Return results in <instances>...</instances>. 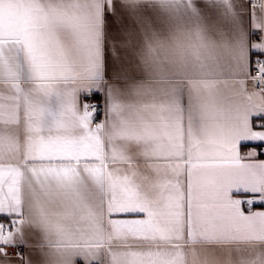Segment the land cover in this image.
Here are the masks:
<instances>
[{
	"label": "snow or ice",
	"instance_id": "obj_1",
	"mask_svg": "<svg viewBox=\"0 0 264 264\" xmlns=\"http://www.w3.org/2000/svg\"><path fill=\"white\" fill-rule=\"evenodd\" d=\"M247 4L244 48L205 39L196 0H0V264H183L181 243L264 264V159H241L264 137L231 138L264 130ZM172 30L197 39L175 54Z\"/></svg>",
	"mask_w": 264,
	"mask_h": 264
},
{
	"label": "crops",
	"instance_id": "obj_2",
	"mask_svg": "<svg viewBox=\"0 0 264 264\" xmlns=\"http://www.w3.org/2000/svg\"><path fill=\"white\" fill-rule=\"evenodd\" d=\"M228 3L231 5L238 19L243 21V30L234 26L232 17L226 14V8L212 7L208 9L205 0H196L198 7L201 5L205 6L206 34L211 41L219 42L227 40L229 43L240 42L244 48H247L249 41L244 34L248 29L247 0H228ZM256 15L258 18L264 16L261 8L256 7ZM190 37V42H195L197 39L194 33ZM251 43L255 44L256 42L251 41ZM236 55L237 57L241 55L239 47L236 50ZM248 92L255 93V91L249 88ZM96 99L99 100L100 97L97 96ZM253 119H259V117H254ZM233 127L234 131L231 137L233 151H235V141L238 139L255 136L264 137V130L253 131L254 126L243 115L234 123ZM262 149H264V142H245L241 149V159L245 161L264 159V152H261ZM254 150L257 152V158L253 154ZM253 207H264V205H253ZM24 251H27V249ZM179 251L182 253L183 264H211L216 258H224L230 264L228 253L208 244L196 243L185 245L181 243Z\"/></svg>",
	"mask_w": 264,
	"mask_h": 264
},
{
	"label": "clouds",
	"instance_id": "obj_3",
	"mask_svg": "<svg viewBox=\"0 0 264 264\" xmlns=\"http://www.w3.org/2000/svg\"><path fill=\"white\" fill-rule=\"evenodd\" d=\"M205 39L209 40L206 34ZM165 39L168 42L169 49L175 53L180 54L182 51L186 50L190 43V35L185 31L172 30L165 34ZM211 264H228V261L224 258H216L211 262Z\"/></svg>",
	"mask_w": 264,
	"mask_h": 264
},
{
	"label": "built area",
	"instance_id": "obj_4",
	"mask_svg": "<svg viewBox=\"0 0 264 264\" xmlns=\"http://www.w3.org/2000/svg\"><path fill=\"white\" fill-rule=\"evenodd\" d=\"M262 3H264V0H255V5H256V7L261 8V4H262ZM252 36H253L254 39L258 40L260 34L257 33V32H254ZM254 42H255V41H254ZM253 58H255V57H253ZM248 88H249L250 90L255 91V89H254V87L252 86L251 82H249ZM96 100H97V99H96ZM101 118H102V115H101ZM257 123H259V121H257ZM261 152H264V149H262Z\"/></svg>",
	"mask_w": 264,
	"mask_h": 264
}]
</instances>
